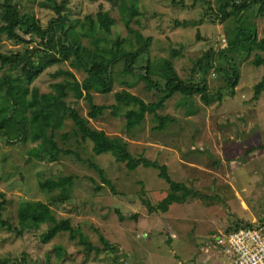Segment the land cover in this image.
Segmentation results:
<instances>
[{"label": "rangeland", "instance_id": "1", "mask_svg": "<svg viewBox=\"0 0 264 264\" xmlns=\"http://www.w3.org/2000/svg\"><path fill=\"white\" fill-rule=\"evenodd\" d=\"M19 1L21 9L35 14L43 26H47L56 15L50 0ZM61 1L63 0H58ZM101 3L117 18L111 33L112 38L127 37V50L139 48L136 37L122 21L120 11L113 8L107 0H69L71 18L83 19L87 15H95ZM217 4V0H184L183 4H173L171 0H140L141 14L137 17L138 21L132 22L131 26L141 31L145 37L151 36L153 41L145 57L139 59V64L146 65L147 58L151 63L171 59L182 76L190 74L193 62L199 58L202 50L217 44L224 47L230 42V38H234V32H237L238 14L221 13ZM254 21L258 25L259 38H263L264 16H255ZM247 38L248 35L242 39ZM26 46L17 44L5 35L0 37V47L5 52L23 51ZM52 59L53 56L43 59L48 67L30 86L31 89L34 87L39 90L38 94L31 92L28 96L31 115L46 124L51 118L50 110L67 114L64 127L56 131V140L60 147L72 152L62 154L55 162H50L47 158H34L29 161V150L36 143L8 144L0 138V205L3 200L6 201L0 211L3 218L9 219L16 228L14 231H7L0 227V258L9 259V264H205L201 256L211 254L208 245H214L211 242L214 234L208 236V232L218 230L220 225L219 231L229 229L228 226H234L243 212V205L240 206L237 201L238 195L233 198L225 190L213 196H190L183 204H172L168 212H151L148 204L157 206L171 191L169 184L159 176L160 169L142 166L131 171L125 163H117L110 152L95 154L93 142L75 132L74 121L68 116L70 107L77 109L90 126L104 130L113 137L126 139L130 151L136 157L143 156L166 164L173 180L183 182L189 188L196 186L198 189L201 184L211 185L214 180L221 183L219 188L229 189L228 181L235 183L237 180L241 181L242 177H250L249 172L247 174L240 170L234 171L232 166L242 165L248 159L246 154L252 147L251 136L245 144L237 141V144L230 143V146L218 141L217 137L221 130L229 135L236 131L244 141L247 135L242 134L240 128L252 119L257 121L262 116V109L258 113L247 109L233 115L225 112L222 115L219 111L207 115L202 112L200 103L203 102L195 99L200 108L193 120H190L184 113L186 109L179 106L183 95L177 93L158 112L162 115L170 114L176 117V121L169 122L166 128L158 131L155 128L158 125L156 115L147 113L141 125L128 129L124 115L127 108L124 106L117 113L111 108L105 109L94 119L89 116L91 110L87 99L77 98L74 91H68V96L57 95L52 84L64 81L65 76L59 73L61 69L72 71L80 82L88 78V73L73 67L70 62L51 64ZM215 60L224 67L227 65L218 55ZM124 66L125 62L122 60L114 68L116 80L112 93L91 91L97 105L115 104L116 92L123 89L139 95L147 102L159 98L161 94L155 90L149 91L148 85L142 79V71L121 73ZM237 67L241 75L238 92H254V86L263 71L259 75L261 70L249 61H239ZM2 73L0 67V76ZM216 75L213 71L212 77L216 78ZM155 79L165 83L161 76H155ZM137 80L139 83L134 87H127L125 84ZM217 86L213 82L209 84L213 91H216ZM223 103L230 107L231 100ZM218 107L223 109L221 103ZM226 115H230L229 124L225 122ZM64 134L67 138H64ZM232 152L238 155V159H231L236 160L235 164L227 163L230 161L228 157L234 155ZM223 159L226 161L223 162ZM194 168L198 173H193ZM70 175H76L77 178L72 188V197L67 201L54 202L52 196L56 195L57 190L43 191L39 185L41 180ZM196 175H199L198 179L193 178ZM191 178L194 182H191ZM242 187L241 191L245 189L244 185ZM261 198L254 206L258 207L254 213L263 216L258 222H264ZM38 200L51 204L58 221L68 219L72 230L60 234L48 244L42 243L40 236L48 226L36 231L28 225L24 226L18 219L21 203ZM245 202L247 208L252 207V199ZM226 211L231 213L229 217L226 216ZM224 217L236 219L235 222L230 221L228 226H222L226 222ZM101 235L117 250L113 253L101 251L87 254L84 238H90L96 248H102L104 245L100 240ZM55 245L65 247L66 254L63 259L54 250ZM19 261L21 263H17ZM210 264L218 263L212 260Z\"/></svg>", "mask_w": 264, "mask_h": 264}, {"label": "trees", "instance_id": "2", "mask_svg": "<svg viewBox=\"0 0 264 264\" xmlns=\"http://www.w3.org/2000/svg\"><path fill=\"white\" fill-rule=\"evenodd\" d=\"M50 1L53 2L51 7L55 9L56 15L47 26H43L35 14L21 9V1L0 0V37L5 35L17 44L27 45L23 51L12 52H5L0 47V67L3 71L0 76V138L8 144L36 143L29 150V161L34 158H47L50 162H55L62 154L72 152L60 147L56 140V131L64 127L67 114L55 109L50 110L51 118L46 124L31 115L28 96L31 92L38 94L39 90L34 87L31 89L30 86L47 69L48 64H45L43 59L49 56H53L51 64L70 62L73 67L88 73V78L80 82L72 71L61 69L59 73L65 76L64 81L52 84L57 95L68 96V91H74L77 98L87 99L91 110L89 116L94 119H97L105 109L111 108L117 113L124 106L127 108L124 115L128 129L141 125L147 113L156 115L158 125L155 128L158 131L166 128L169 122L176 121V117L158 112L165 108L167 101L177 93L183 95L179 106L186 109L187 115L196 112L195 99L211 105L215 102L220 103L227 95H234L240 82L237 67L239 61L251 62L261 70L259 75L263 71L254 86V98H258L264 91V37L259 38L258 25L254 21L255 16H264V0H217L219 12L238 14L235 39L230 38V42L224 47L217 44L214 46L216 48L202 50L199 58L193 62V70L187 76H182L178 72L171 59L151 63L147 58L146 65L139 64V59L145 57L153 41L151 36L145 37L141 31L131 26L132 22L138 21L137 17L141 14L140 0H107L113 8L120 11L122 21L139 42V48L133 51L125 48L127 37L112 38L111 33L114 31L117 18L112 15L111 10H106L102 3L95 15L72 19L68 7L69 0ZM171 1L173 4L184 3V0ZM246 35L247 40H243ZM217 55L226 61L225 67L216 62ZM122 60L125 66L121 73L142 71V79L148 85L149 91L155 90L161 94L156 101L147 102L139 95L123 89L116 92V103L113 105L102 106L94 102L92 90L103 94L113 92L116 80L114 68ZM213 71L215 75L218 73L216 78L212 77ZM58 74L56 76H60ZM155 76L163 77L165 83L156 80ZM210 81L218 84L216 91L209 88ZM138 83L139 80L125 84L131 88ZM70 108L68 116L74 121L75 132L81 133L84 138L93 142L95 154L110 152L117 163H125L131 171L142 166L160 169L159 176L169 184L171 191L157 206L148 204L151 212L158 210L168 212L172 204H183L190 196L198 194L185 183L173 180L166 164L143 156L136 157L130 151L126 139L120 136L113 137L104 130L90 126L88 120L77 109ZM64 138H67L66 134ZM76 178V175L60 176L41 180L39 185L43 191L57 190L56 195L52 196L54 202L67 201L72 197ZM5 202L2 201L0 210L3 209ZM18 219L24 226L28 225L36 231L48 226L40 236L44 244L72 230L68 219L58 221L52 205L41 200L21 203L18 208ZM250 225L251 223H247L242 227ZM0 227L7 231L16 229L9 219L3 218L1 211ZM100 240L104 246L96 248L91 239L85 237V242L83 241L85 252L97 254L101 251L113 253L117 250L103 235L100 236ZM54 250L60 259L65 257L64 246L55 245ZM25 260L24 256L23 261ZM9 262V259L0 258V264Z\"/></svg>", "mask_w": 264, "mask_h": 264}, {"label": "crops", "instance_id": "3", "mask_svg": "<svg viewBox=\"0 0 264 264\" xmlns=\"http://www.w3.org/2000/svg\"><path fill=\"white\" fill-rule=\"evenodd\" d=\"M241 77V75H240ZM241 81V80H240ZM211 82V81H210ZM252 84V83H251ZM239 86V85H238ZM237 86V87H238ZM254 85H252L253 87ZM241 90V89H240ZM231 100L230 103V107H227L225 105V103H223L225 100ZM235 99H238L239 101H235ZM202 102V101H200ZM222 105L223 109L218 107V104ZM215 102L211 105H206L203 103L201 104V108L203 109L202 112H206L207 115H211L212 113H216L215 111H219L220 114L225 115L226 113H231V115L233 114H238L241 113L244 110L249 109L250 111L254 112L257 111L261 112V117L257 118V121L255 119L250 120L247 123H244L241 129L242 134H246L247 137L242 139L244 141L241 140V137L235 132H232L233 135H229L228 132H226L225 130H221L217 140L221 141V142H225L227 143L228 146H230V143L233 144H237L238 142H242V143H247V140L250 138L249 136H251V146L250 149L248 150V153L246 154V157H248V159H246L242 165H236L235 161H232V158H237L238 159V155L235 152H232V154H234L231 157H228V159L230 161H228L227 163H232L235 164L232 166V169L234 171H242V173H247L250 175L248 181H246L247 179H243V177L241 178V181L237 180L235 183L229 182L228 181V185H229V189H221L218 186L221 183H218L216 180L213 181V183H211V185L208 184H201V188L198 189V187L194 186L191 189H193L195 192H197L198 194L195 196H191V197H206V196H213V195H218L219 193H222V191H228L233 195V198L235 195H238L239 199H237V201L239 202L240 206H242V210L243 212L240 214V216L238 217V221H234V219H236V217L234 219H229L227 217H229L231 215V213H228L226 211V216L223 219L226 221L225 224H223L222 226H225L227 224H229V222H235L234 226H231V224L228 226L229 229L226 230H221L219 231V229H221V225L218 226V230H211L208 232V236H213L214 234V239H211V242L214 243V245H208V249H210L211 254H202L201 259L205 261V264H210L212 260H214L216 263L218 264H225L227 258L225 257V252H224V246L219 242L220 238H225L229 233H231L233 230H235V228L238 227H242L243 225L247 224V223H251V225H255L258 223H264V222H258L261 218H263V216L260 213H254V211L258 208V207H254L256 205V203H258L259 199L261 198L260 202V206H264V194H263V189H264V91L260 94V96L258 98H254V92L250 91V92H243L239 93L237 88L236 91L234 93V95H227L225 96V98L220 102ZM200 106V105H199ZM198 105H196V112L194 114H186L185 115L190 118V120H193V117H195L197 114V112L199 111ZM225 112V114H224ZM227 118H225V122L227 124L230 123L229 121V116L230 115H226ZM235 127V125H233ZM230 131V130H228ZM187 132V130H186ZM223 133H226L225 135H223ZM249 137V138H248ZM219 138V139H218ZM234 138H236L237 140H234ZM259 139V142H258ZM192 141V140H191ZM191 141H189V143H191ZM217 141V142H218ZM235 142V143H234ZM193 145V144H192ZM192 148H194V145L192 146ZM203 151V149H201ZM225 152H227L225 150ZM259 152V153H258ZM228 153V152H227ZM226 159H223V162H225ZM215 164L217 165L218 162L216 161ZM197 166V165H194ZM206 170V169H204ZM249 172V173H248ZM193 173H198L197 169H193ZM241 173V174H242ZM243 176V175H242ZM195 179L199 178V175H196L195 177H193ZM191 182H194L193 179H190ZM241 182V183H240ZM245 186V189L243 191L242 190V186ZM239 190H237V188ZM189 188V187H188ZM209 191L211 193H209ZM245 192V194H244ZM252 199V203L251 204V208H247V204L245 201L250 202ZM255 201V202H254ZM259 205V204H258ZM210 206V205H209ZM248 209H252V211H247ZM253 213V214H252ZM208 217V215H207ZM232 227V228H230ZM215 228V229H217ZM213 232V233H212ZM206 235V236H207Z\"/></svg>", "mask_w": 264, "mask_h": 264}, {"label": "built area", "instance_id": "4", "mask_svg": "<svg viewBox=\"0 0 264 264\" xmlns=\"http://www.w3.org/2000/svg\"><path fill=\"white\" fill-rule=\"evenodd\" d=\"M219 242L225 245V264H264V223L239 227Z\"/></svg>", "mask_w": 264, "mask_h": 264}]
</instances>
